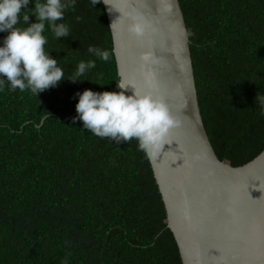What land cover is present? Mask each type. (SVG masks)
Here are the masks:
<instances>
[{
    "label": "trees",
    "instance_id": "obj_1",
    "mask_svg": "<svg viewBox=\"0 0 264 264\" xmlns=\"http://www.w3.org/2000/svg\"><path fill=\"white\" fill-rule=\"evenodd\" d=\"M178 2L206 134L220 161L242 166L264 149L254 103L264 95V0ZM63 22L69 35L57 40L46 25L45 51L65 79L94 60L82 77L89 81L62 80L37 96L0 91V264H181L136 140L115 144L71 123L75 92L118 84L103 4L76 0ZM89 45L107 50L108 61Z\"/></svg>",
    "mask_w": 264,
    "mask_h": 264
},
{
    "label": "water",
    "instance_id": "obj_2",
    "mask_svg": "<svg viewBox=\"0 0 264 264\" xmlns=\"http://www.w3.org/2000/svg\"><path fill=\"white\" fill-rule=\"evenodd\" d=\"M118 84L151 91L177 120L146 154L181 264H264V149L248 163L220 161L198 105L187 30L178 0H107ZM125 11L151 27L141 38L124 28ZM151 52L152 60L140 59ZM151 77L146 79V74Z\"/></svg>",
    "mask_w": 264,
    "mask_h": 264
},
{
    "label": "clouds",
    "instance_id": "obj_3",
    "mask_svg": "<svg viewBox=\"0 0 264 264\" xmlns=\"http://www.w3.org/2000/svg\"><path fill=\"white\" fill-rule=\"evenodd\" d=\"M90 2L92 6L97 3L107 5L106 10L113 11L107 0ZM75 3L76 0H0V33H6L0 38V91L7 85L9 91L27 90L37 96L55 88L62 80L89 81L82 77L96 66L94 60L79 61L71 77L65 79L57 59L49 55L51 50L45 51L47 40L43 33L46 25L56 40L68 37L69 26L63 19L65 11L72 9ZM30 15L35 22H29ZM121 15L125 30L133 37H143L151 27L138 12L125 11ZM87 52L101 61L109 59V52L99 47L89 45ZM140 59L146 64L151 62V52H143ZM150 77L149 72L146 79ZM126 86L129 85L115 82V91L96 92L86 88L75 92L76 115L71 118V123L79 121L84 130L115 144L135 139L137 149L148 154L162 144L163 137L176 126L177 120L158 95L151 91L138 92L132 87L126 95ZM254 103L264 116V95L256 94Z\"/></svg>",
    "mask_w": 264,
    "mask_h": 264
}]
</instances>
